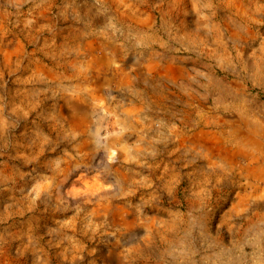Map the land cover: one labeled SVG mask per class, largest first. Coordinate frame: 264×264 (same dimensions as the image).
<instances>
[{"label":"rangeland","instance_id":"rangeland-1","mask_svg":"<svg viewBox=\"0 0 264 264\" xmlns=\"http://www.w3.org/2000/svg\"><path fill=\"white\" fill-rule=\"evenodd\" d=\"M0 113V264H264V0H0Z\"/></svg>","mask_w":264,"mask_h":264},{"label":"bare ground","instance_id":"bare-ground-1","mask_svg":"<svg viewBox=\"0 0 264 264\" xmlns=\"http://www.w3.org/2000/svg\"><path fill=\"white\" fill-rule=\"evenodd\" d=\"M13 112L16 114V117L17 118H19V117L22 118V115L18 111H13ZM3 121L4 120L0 117V144L1 145L3 143H5L4 141L6 140V138L4 139V137L6 136V126L8 127V124H6L7 122L6 121L3 122ZM198 121L200 122V120L196 119L195 122H198ZM187 124H190V123L187 122ZM237 132L239 134L238 133H233V135H230L228 137L227 144L228 143H233V142L236 143L235 144L237 146L236 150L237 151H240L239 153H242L243 154L242 155L243 157L244 156H247V158H248L247 159V162L244 164V166L243 165L240 166V168H242L246 172V176H251V177H253V179H256L258 177V171H260V175H261V173H264V149H263V147H260L258 144H256V142H253L251 140V138L245 137L243 135H240V132L239 131H237ZM16 143H17V138H15V143L14 144H16ZM202 144L205 145V143H202ZM215 146L211 150H209V151H211V152L213 150H216L217 151L218 147L215 148ZM224 146H227V145H223L222 144V147H224ZM253 149H254V153H258L257 150L258 151H262L261 158L257 157L255 154H253ZM261 159H262V161H261ZM222 162H225V161H222ZM222 162H221L220 166L214 168V171L212 173H211V171L210 172H206L208 174V176L210 177L211 175H215V174H219V176L222 175V179H224L225 183H231V184H233L232 182H234V181L235 182L239 181L238 179L237 180H232V179H230L228 177V176H231V178L232 177L234 178V175L232 176V174H236V175H239L240 174V171L238 172L236 170L237 165L234 166V164H231V163H228V162H225V163H222ZM5 168H7V167H5ZM13 169H11V167H9L8 173L11 174ZM0 172H2V170H0ZM12 177L14 178V176H12ZM4 178L5 177L1 178V180L4 179ZM6 178H8V177H6ZM215 182H216V180H215ZM254 187H256V186H254ZM261 195H262V193H261ZM194 196H195V199H198L199 198L198 197L199 195L197 193H195ZM257 196H260V195H257ZM254 205L257 206L258 205L257 202H255ZM178 220L179 221L180 220L184 221L183 217H181V216H180V218ZM174 226H175L174 223H172V222H166V223H164L162 225V229H160V230L158 229V230L155 231L154 235L157 236V238L159 240L158 242H161L160 244L166 243V242L170 241L175 236L176 231H175V227ZM149 237H148V239H149ZM150 239H151V237H150Z\"/></svg>","mask_w":264,"mask_h":264}]
</instances>
